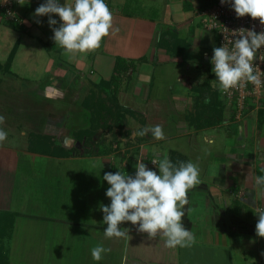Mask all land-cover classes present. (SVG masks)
<instances>
[{"label": "crops", "instance_id": "obj_1", "mask_svg": "<svg viewBox=\"0 0 264 264\" xmlns=\"http://www.w3.org/2000/svg\"><path fill=\"white\" fill-rule=\"evenodd\" d=\"M126 1L105 0L113 14V29L104 38L102 48L72 59L62 53L60 58L63 65L60 68H55L52 60L47 64L48 59L44 71L49 76L44 83L43 78H26L21 72H25L22 68L27 66L35 71L36 64L32 61L34 54L29 50V45H26L23 56L20 53L22 42L34 44L33 40H41L49 46L52 42L55 44L52 39L54 33L48 24L49 17L33 15L46 0L19 1L16 6L19 15L17 25L6 23L0 13V51L10 50L9 57L18 44L15 56L12 55L8 64L0 67L3 73L0 86L3 84L4 87L8 85L15 88L14 85H17L13 81L24 78L31 84H39V95L57 98L61 95L60 89L73 80L65 66L79 64L81 84L77 96L81 100L95 84L108 80L97 73L96 63L99 65L104 59L112 62L117 56L141 58L138 70L132 73L126 86L129 93L138 91L139 97L147 101L148 106L143 111L141 103L140 109L131 108L142 115L147 127L151 118L157 120L156 124L160 121L165 139L156 140L149 133L140 144V152L154 155L153 150L156 148L168 155L176 149L186 154L188 162H192L191 155L185 151L165 146L167 139L175 137V134L169 133V120L158 116L160 106L153 108L149 104L154 78L148 74L150 71H142L141 65L153 67L158 61L166 63L176 58V62L182 63L187 55L195 52L191 37L197 40V48H203V55L209 62L216 47V36L202 24L201 8H207L218 0H133L131 11L136 12L130 15L120 11ZM72 2L60 0L61 4ZM154 7L158 14L152 17L154 13L151 9ZM51 18L57 21L55 27L59 28L62 24L59 16L51 14ZM169 27L177 32L180 40L189 43L183 56L158 46L161 33ZM56 50L64 51L58 45ZM90 57L93 62L88 64L87 59ZM19 64L23 65L20 67ZM83 67H88L93 76L89 78L86 73L88 68L84 72ZM200 76L201 79H191L184 87L181 85L180 93L173 95L176 101L173 107L186 110L185 120L191 132L213 126L225 127L228 135L235 134L238 140L236 146H225L215 156L210 152V160L204 167H199L201 184L188 192L189 203L182 223L194 234L195 243L191 247L167 248L162 237L149 239L147 233L138 232V225H132L131 222L120 225L121 229H129V237L106 238L104 229L107 225L103 223L104 214L100 206L110 205L111 201L106 196L110 185L103 180V176L107 172L121 171L122 165L114 152L95 154L84 152L83 148L79 153V129L89 126V112L80 106L82 109L76 118L77 123L81 121L78 124L80 127L77 124L76 127H70L67 123L70 114L51 113L38 117V113H34L32 118L23 116L24 121H20V112L14 110L11 124H0V128L2 125L11 127V136L15 132L13 128L17 127L19 135L25 139L22 142H26V145L0 143V215L11 222L10 234L5 240L9 264H264V238L256 234L259 219L256 213L257 209H264V191L256 187L253 181L258 176V167L264 166V121L259 123L260 110H250L240 120L229 119L226 115L220 123L210 126L193 122L189 117L195 112L193 101H197L202 91L204 102L212 100L210 95L213 93L209 92L207 83L212 89H219L211 69L207 68V72L200 73ZM183 79L181 76L180 80ZM19 89L22 88L18 86ZM26 89L25 94L31 89L35 90V86ZM27 98L28 101L32 100L28 94ZM150 107L154 109L153 112H150ZM32 123L34 126H31ZM44 135L54 136L55 143L64 149L75 148V154L49 153L55 147L48 151L29 147L31 137ZM8 138L9 134L6 140ZM207 139L211 143L215 142L213 137ZM154 158L152 156L151 159ZM149 161L143 160L149 169L158 171L157 166ZM98 244L111 251L104 254L101 261H94L90 250Z\"/></svg>", "mask_w": 264, "mask_h": 264}, {"label": "clouds", "instance_id": "obj_2", "mask_svg": "<svg viewBox=\"0 0 264 264\" xmlns=\"http://www.w3.org/2000/svg\"><path fill=\"white\" fill-rule=\"evenodd\" d=\"M225 2L221 0V4ZM232 8L237 17L250 16L264 25V0H232ZM51 14L62 21L59 28L55 27L57 21ZM33 15L49 17L48 24L54 33L52 39L69 59L99 49L113 29V14L105 0H73L63 4L60 0H46ZM231 36L237 37L231 40L232 47L225 44L214 47L211 59L220 92L230 94L231 90L243 88L248 83L260 87L264 84L261 79L264 72L254 65V60L258 50L264 47V31L258 34L255 30L241 28L231 32ZM225 39L229 40L227 36ZM259 59L264 61V55ZM4 121L5 117L0 115V124ZM149 133L156 140L165 139L161 125L144 127L133 135L144 137ZM7 136L8 133L0 128V143ZM153 153L155 158L151 162L157 166L158 173L149 169L143 160H137L134 175L121 171L104 174L103 180L110 185L106 196L111 201L110 205L100 206L103 223L107 225L104 235L108 239L129 237V229H121L120 225L131 222L138 225V232L147 233L149 239L162 237L167 248L191 247L195 237L184 227L182 218L189 203L188 192L201 184L199 167L190 161L173 164L167 153L156 149ZM253 181L264 191V175L255 176ZM256 214L259 217L256 234L264 238V209H257ZM90 251L94 261H101L111 250L98 244Z\"/></svg>", "mask_w": 264, "mask_h": 264}, {"label": "rangeland", "instance_id": "obj_3", "mask_svg": "<svg viewBox=\"0 0 264 264\" xmlns=\"http://www.w3.org/2000/svg\"><path fill=\"white\" fill-rule=\"evenodd\" d=\"M152 11L153 13L154 12L156 13L157 9L154 7ZM191 38L193 40L192 41L193 47L196 48L195 52H191V54L187 55L186 60L182 61V63L176 62L177 58L175 61L166 62V63L164 62L162 63L158 61L154 63L153 67H147L141 65V70L150 71L148 74L153 75L154 78L153 89H152L153 91L149 99L150 106H153V108L156 106L157 107L160 106L161 109L160 112L158 113V116L160 117L163 116L164 119L169 120L170 123L169 133L175 134V137L167 139V141L165 142V146L176 147L185 151L186 153L191 155L192 163L196 164L198 167H204L206 162L210 160L209 159L210 152L211 153L213 152L214 153L213 156H215L217 151L223 150L225 146H229V147L234 145L236 146V142L238 139L235 134H232V136L228 135V130L225 127L213 126L199 130L197 132L196 131L191 132V130L188 129L187 121L185 120L186 110L178 109L176 105H175L176 107H173V104L176 102L173 100V95L180 93L179 90L181 88V85H183L184 87L191 79L192 81L201 79L200 73L201 74L206 73L207 68L211 70L213 68L211 59L209 60V62H206V58L203 55L204 53L203 48L201 47L197 48L199 45L197 40L193 37ZM33 41L34 44H30V42L28 43L22 42L21 43L22 51L20 54L23 56L26 51L25 49L27 48L26 45H29V50H31L34 54V58L32 59V61L33 63L36 64L35 71H31L30 67L27 66L22 68L25 72H23L22 70L21 72L24 73L23 75L25 77L30 76L31 79L43 78L42 82L44 83L47 77L49 76V74L44 71L45 62L49 59L47 62V64H49L52 60L53 62H55V66H56L55 68H60L61 64L63 65V60L60 57L63 56L62 53H64V51L63 52L57 51L54 42H52L51 43L52 45L49 46V44H47L44 41L42 42L41 40H33ZM102 45H103V41L101 43L100 49L102 48ZM9 51H7V49H4V51H0L1 53L0 67H3L6 64H8V59L9 60L12 59L11 54L8 57ZM15 53L13 54V56H15ZM60 53L62 55H60ZM87 60H88V64L90 63V61L91 63L93 62V59H91V57L88 58ZM58 64L60 66H57ZM19 65L21 67L23 64L22 65L19 64ZM114 65H115V61L113 59L112 62L111 60L108 61V59H104L102 63H100L99 65L97 63L95 64V70L97 69V73L101 74L105 78L110 79L113 74ZM79 67H80L79 64L77 66L76 65L65 66L66 71L70 73L69 76L73 77V80L70 84H66L64 87L60 89L61 95H59L57 98H49L47 96H44L43 94L39 95L38 94L40 92V89H38L39 84L36 85L33 82L31 84L26 79L24 80V78L15 79L13 81L17 85V86L14 85L15 88L8 85L4 87V85L2 84L0 86V115L5 117L4 124L5 123L11 124V122L13 121L11 114L14 110H18V112H20L18 114L19 115L18 117L19 118L21 117L20 121H24L25 118L23 116L29 115L32 118V115L34 113H38V117L43 114L61 113V114L71 115L67 122L70 125V127H76V124L77 125L80 124L81 121L77 123L76 118L78 117L77 115L79 114V110L84 108L83 107L84 98L80 100L78 99L79 95L77 96L78 92L80 91L79 84H81V82H79V76H80ZM154 67L155 70H153ZM87 68L83 67L84 69L83 71L85 72ZM86 73L89 76V78L93 76V73L90 72L89 68ZM1 75H3V73L0 72V78L2 77ZM16 76L21 77V75L19 74H16ZM94 76L97 75L94 74ZM181 76L184 77L183 80H180ZM126 85H127L126 83L123 84L124 88L122 87L123 91L119 96V100L123 104V106L127 108L133 107L140 109V103H141L142 105L141 111L146 109L148 106L147 101H145L142 97H139L138 91L135 93H129L128 92L129 88ZM18 86L22 89L18 90ZM34 86H35V90L31 89L30 92L27 93L30 97H32V100L28 101L29 98H27V94H25L24 92L28 90L26 88L29 87L34 88ZM89 91L90 89L88 90V93ZM99 93H102V96H107L109 94V90L104 88L103 91H100ZM204 97L205 96L198 97L200 98L199 101L202 100V102H204L205 100ZM214 97H212V100H210L213 103L215 102ZM195 102L196 100L193 101V103ZM153 111L154 109L150 107V112ZM137 114L138 115H134V116L127 114L126 122L122 120L124 117L119 118L116 122L115 120H110L109 122L110 126H104V127L102 126L96 128L95 132L91 134L90 137L88 136L87 138L86 137L83 138L81 136L80 140L83 142V145L82 142L80 141L79 144L80 153L83 151V148H84V152L89 151V152H94L95 154L98 153L110 154L114 152L117 160L120 162L123 168H125L124 170L135 174L134 165L137 163V160H140V158H142V160L145 159L148 162V160L151 161L152 156H154L149 153L147 154L146 152L144 153L140 152L139 149L140 144L145 139H147V135L144 137L133 135L134 132H138L139 130L143 129V125H146L143 124L140 119L142 115L139 112ZM228 116H230L229 111L227 112V118ZM149 121L150 122L148 123L149 125L148 127L155 126L157 122V120L153 121L152 118ZM88 124L90 126L89 120H88ZM156 125H161V122L159 121ZM185 125L187 126V128L185 127ZM31 126H34V124L32 123ZM78 127L80 126L78 125ZM145 127H147V125ZM10 128H5L2 125V129H4V131H6L9 134L8 140H5L4 142L26 145V142L24 143L22 142V140L24 141L25 139H23V137L19 135V132L17 131L18 128L17 127L13 128L15 129V132L13 130L14 132L13 136H11L12 131L10 130L9 132ZM208 137H213L215 139V142L213 143L209 142V140L207 139ZM127 164H132L131 171L127 170L126 167ZM158 172L159 170L157 171V173Z\"/></svg>", "mask_w": 264, "mask_h": 264}, {"label": "trees", "instance_id": "obj_4", "mask_svg": "<svg viewBox=\"0 0 264 264\" xmlns=\"http://www.w3.org/2000/svg\"><path fill=\"white\" fill-rule=\"evenodd\" d=\"M132 1L127 0L120 8L121 13L125 15H130L132 12ZM206 6L201 8L203 11ZM153 9H151L152 11ZM139 11V10H137ZM153 12V11H152ZM158 14L154 12L152 17H155ZM6 23L10 25H17L19 22V18H6ZM189 45L188 42L180 40L178 38V34L172 27L167 28L163 33H161L158 46L164 47L169 52H173L177 56H183L185 49ZM18 48V44L13 48L12 55ZM12 58V57H11ZM142 62L141 58H127L124 56H117L115 59V65L113 74L108 80H101L98 84H95L92 88H90L89 93L85 96L83 100V107L85 110L89 112V122L90 126L79 129V139L82 136L83 138L90 137L96 130V128L110 126V120H115V122L119 118H123L124 122L127 121L126 115H138L137 111L131 107H124L123 104L119 100V94L132 73L138 70L140 63ZM209 92L211 91L213 94L210 97L215 96V102H202L199 101L200 98H197L195 102V112L189 116L193 122L197 123L200 126L203 125H214L220 123L225 119L227 112L229 111L230 116L229 119L235 118L236 109L230 106L227 102H225L224 97L219 89H212L207 83ZM202 85V84H201ZM200 85V86H201ZM108 89L109 94L107 96H102L100 91L103 89ZM99 91V92H98ZM203 92V91H202ZM201 92V96L203 93ZM142 123H145V119L140 117ZM260 122L264 121V109H260ZM91 127V128H90ZM56 138L54 136L44 135V136H34L31 137L29 141V147L32 149H43L48 151V149L55 147L56 149L50 151L49 153H55L56 155H74L75 148L73 150H67L61 147V145L55 143ZM103 147V146H102ZM80 153V152H79ZM103 154V153H99ZM169 158L176 164L178 161L188 162V158L186 154L174 149L169 153ZM121 171H125L123 166H121ZM127 170L131 171L132 164H127ZM127 172V171H126ZM258 175H264V166H259L257 169ZM134 175V174H133ZM10 223L8 222L6 217H2L0 215V264H9V254L6 248L5 239L9 236L8 232L10 229Z\"/></svg>", "mask_w": 264, "mask_h": 264}, {"label": "built area", "instance_id": "obj_5", "mask_svg": "<svg viewBox=\"0 0 264 264\" xmlns=\"http://www.w3.org/2000/svg\"><path fill=\"white\" fill-rule=\"evenodd\" d=\"M21 0H0V13L6 18H19L17 4ZM201 22L207 29L213 31L216 36V47L225 46L231 48V40L237 37L231 36V32L241 28L255 30L258 34L264 31V25L258 19L253 20L250 16L237 17L232 8V0H226L221 4L218 0L215 4L208 6L201 13ZM225 36L229 38L226 41ZM214 55V54H213ZM213 55L210 57L212 59ZM264 55V47L257 52L254 65L264 72V61L259 59ZM264 80V76L261 77ZM225 102L236 109L235 118L242 119L250 110L264 109V84L260 87L248 83L245 87L231 90L230 94L222 93Z\"/></svg>", "mask_w": 264, "mask_h": 264}]
</instances>
